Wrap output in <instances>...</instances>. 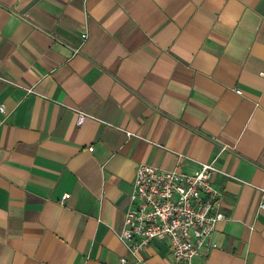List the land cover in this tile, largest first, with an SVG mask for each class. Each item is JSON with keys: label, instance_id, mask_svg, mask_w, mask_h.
Masks as SVG:
<instances>
[{"label": "crops", "instance_id": "obj_1", "mask_svg": "<svg viewBox=\"0 0 264 264\" xmlns=\"http://www.w3.org/2000/svg\"><path fill=\"white\" fill-rule=\"evenodd\" d=\"M0 106V264L130 260L136 170L179 153L232 176L197 264H264V0H0Z\"/></svg>", "mask_w": 264, "mask_h": 264}, {"label": "built area", "instance_id": "obj_2", "mask_svg": "<svg viewBox=\"0 0 264 264\" xmlns=\"http://www.w3.org/2000/svg\"><path fill=\"white\" fill-rule=\"evenodd\" d=\"M237 93L242 95L240 90ZM0 111H5L4 106H0ZM76 112L80 125L87 114ZM177 158L178 163L170 170L139 164L124 228L118 235L131 259L123 257L121 264L145 263V253L155 242L168 244L172 264H197L205 248H217L216 226L225 220V215L223 192L216 185L215 177L232 176L214 164L195 160L190 161L197 170L188 174L183 164L186 157L179 153ZM261 192L264 196V189ZM68 198L69 194H65L61 203ZM261 209L264 210V203Z\"/></svg>", "mask_w": 264, "mask_h": 264}]
</instances>
